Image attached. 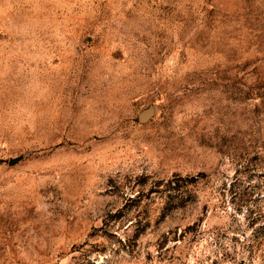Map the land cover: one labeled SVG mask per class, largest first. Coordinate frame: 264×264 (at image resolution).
<instances>
[{"label":"rangeland","instance_id":"374dc122","mask_svg":"<svg viewBox=\"0 0 264 264\" xmlns=\"http://www.w3.org/2000/svg\"><path fill=\"white\" fill-rule=\"evenodd\" d=\"M0 264H264V0H0Z\"/></svg>","mask_w":264,"mask_h":264},{"label":"water","instance_id":"95a60500","mask_svg":"<svg viewBox=\"0 0 264 264\" xmlns=\"http://www.w3.org/2000/svg\"><path fill=\"white\" fill-rule=\"evenodd\" d=\"M152 115H153V110L148 109V110L144 111L143 113H141L140 119L142 122H146L152 117ZM19 160H20V158L11 159V163H16Z\"/></svg>","mask_w":264,"mask_h":264}]
</instances>
